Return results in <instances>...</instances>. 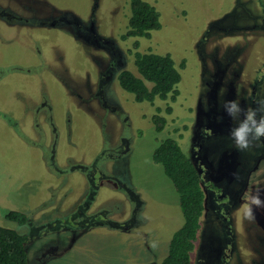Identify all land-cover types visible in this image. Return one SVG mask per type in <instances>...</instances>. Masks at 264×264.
<instances>
[{"label":"rangeland","instance_id":"1","mask_svg":"<svg viewBox=\"0 0 264 264\" xmlns=\"http://www.w3.org/2000/svg\"><path fill=\"white\" fill-rule=\"evenodd\" d=\"M130 1L0 0V225L28 235L29 264H161L183 224L153 159L171 137L223 189L220 221L206 204L193 264H264V209L254 221L234 214L246 191L264 199V138L238 150L223 108L264 99V33L248 26L264 29V0H147L163 27L140 48L121 37ZM150 49L183 73L175 102L138 103L120 86L136 72L131 52Z\"/></svg>","mask_w":264,"mask_h":264},{"label":"trees","instance_id":"2","mask_svg":"<svg viewBox=\"0 0 264 264\" xmlns=\"http://www.w3.org/2000/svg\"><path fill=\"white\" fill-rule=\"evenodd\" d=\"M129 5L128 30L121 37L124 41L136 39L135 47L140 48V39H151L153 32L162 29V16L156 5L147 0H131ZM131 53L136 72L126 69L119 74L122 89L132 94L138 103L154 104L159 99L175 102L181 93L183 73L172 54H160L151 49ZM153 122L161 133L166 128L167 118L158 113L153 116ZM153 159L173 182L183 216V224L171 238L168 254L161 264H193L192 254L205 209L200 173L183 146L171 137L159 144ZM7 218L20 224L28 222V216L19 211L9 212ZM28 240V235L0 225V264H29Z\"/></svg>","mask_w":264,"mask_h":264},{"label":"clouds","instance_id":"3","mask_svg":"<svg viewBox=\"0 0 264 264\" xmlns=\"http://www.w3.org/2000/svg\"><path fill=\"white\" fill-rule=\"evenodd\" d=\"M256 103V108H242L237 100L225 101L223 104L224 111L234 121L230 137L240 151L249 149L254 142H261V138H264V99ZM242 199L243 203L234 214L242 220L254 221L255 210L264 209V199L261 198L260 191H246ZM145 218L143 213L138 216L141 220ZM149 245L152 248L157 247L155 241H149Z\"/></svg>","mask_w":264,"mask_h":264},{"label":"flooded vegetation","instance_id":"4","mask_svg":"<svg viewBox=\"0 0 264 264\" xmlns=\"http://www.w3.org/2000/svg\"><path fill=\"white\" fill-rule=\"evenodd\" d=\"M261 13L263 14L264 12L261 11ZM258 16H259V14H257L255 17H258ZM253 20L254 21H253V23L251 25H248V22L247 21H244L243 25H248L252 29H257L259 31V33H264V29L257 26L259 23H261L263 21V19H253ZM244 28H247L248 29V27H244ZM262 67L264 68V64H262L260 68H262ZM249 86L250 85H248V87L245 90L248 91ZM195 147H193V149L191 150V156H193V152H194V148ZM189 157H190V155H189ZM194 158H195V156H194ZM198 171H199L200 177H201V184H202V181H203L202 188H203L204 193H205V208H206V204H207V206L209 204V205H211L214 208V210L212 212L208 210V213H210L212 219L216 221L217 220V214H218V206L222 202V192H223V189L221 187H218L214 182L207 183L206 180H208V175L206 173H202L199 170V168H198ZM203 178H204V180H203ZM206 210H207V208H206ZM217 221H220V220H217Z\"/></svg>","mask_w":264,"mask_h":264}]
</instances>
